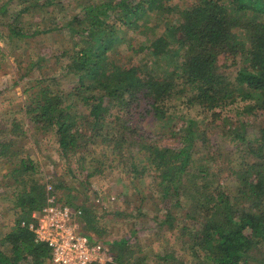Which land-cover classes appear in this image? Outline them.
<instances>
[{
  "label": "trees",
  "instance_id": "1",
  "mask_svg": "<svg viewBox=\"0 0 264 264\" xmlns=\"http://www.w3.org/2000/svg\"><path fill=\"white\" fill-rule=\"evenodd\" d=\"M174 1L83 4L84 16L72 21L81 30L69 26L74 50L62 54L69 57L65 70L77 84L56 93L41 81L30 94L27 116L38 135L55 136L66 161L80 156L73 172L82 174L84 183L103 173L107 150L110 162L130 164L136 176L153 172L165 212V220H157L170 230L182 225L180 238L193 264H264V120L255 121L256 136L248 134L250 118L243 120L264 117V0H187L183 9ZM23 36L10 32L11 39ZM123 44L127 54L121 56L117 49ZM222 58L234 61L233 79L220 65ZM192 111L206 119L210 115L212 123L205 125ZM232 111L236 116L228 115ZM214 128L241 150L231 170L232 189L215 170ZM163 130L168 133L162 137ZM1 133L0 165L8 164L5 178L14 188L5 199L16 218L0 236V264H53L50 248L37 242L30 226L55 191L71 189L64 181L37 177V166L22 155L25 146L17 144L28 140L17 121ZM166 137L173 140L169 145L179 146H162L160 138ZM95 147L103 148L101 158ZM134 147L138 160L125 155ZM56 201L81 210L79 233L108 244L113 264H147L146 255L127 249L135 236L107 240L94 208L67 194ZM171 258L166 253L162 260Z\"/></svg>",
  "mask_w": 264,
  "mask_h": 264
},
{
  "label": "rangeland",
  "instance_id": "2",
  "mask_svg": "<svg viewBox=\"0 0 264 264\" xmlns=\"http://www.w3.org/2000/svg\"><path fill=\"white\" fill-rule=\"evenodd\" d=\"M90 1L94 5L104 2V0H48L47 2L46 0H0V140L3 139L1 130L9 127L13 121H17L28 137V140L17 139V144L25 146L22 155L29 156L37 166V177L44 182L54 179L57 184L59 180L64 181L71 189V192L55 191L51 198L61 200L67 194L77 197L78 205L85 203L86 207L94 208L100 222L98 226L103 233L101 237L118 241L135 236L130 240L127 249H132L138 255L142 252L149 258L147 264H193L188 252L184 251L183 241L180 238L182 225L179 228L180 224L176 223L178 228L170 230L168 224H159L160 220H157L159 217L163 222L165 212L162 210L163 201L160 200L162 191L160 179L155 177L153 172L144 177L136 176L130 164L124 167L120 162H110L112 158L109 155L110 151L107 150L105 155L109 159L102 160L105 162L102 166L103 173L90 179L89 184L84 183L82 174L73 172V170L78 171L79 166L76 161L80 156L74 155L71 161H66L60 155L55 136L51 132L38 135L27 116L26 109L30 103V94L39 90L38 83L41 81H43L42 86H48L56 93H68L77 84V79L69 75L67 69L65 70L69 57L62 54L68 52L70 55L74 50L72 27L75 31L81 29L72 21L78 16L80 18L84 16L83 4ZM45 2L46 6H44ZM189 3L187 0H175L173 6L183 9ZM11 30L20 31L25 37L11 39ZM36 31L37 34H33ZM127 34L125 33L126 40L129 39ZM126 50L127 45L123 44L118 47L117 53L121 56L126 55ZM119 55L111 53V57L117 56L116 59ZM165 63H162L163 66ZM219 63L225 74L233 79L237 70L234 61L222 58ZM79 110L82 109L79 107ZM192 114L197 119L205 120V125L212 123L213 118L210 115L206 119L203 114L197 115L193 111ZM228 115L234 117L236 112L232 111ZM246 119L252 124L247 130L248 134L256 136L255 121L263 124L264 117L259 119L245 116L243 120L247 121ZM183 123L180 121L178 124ZM220 123L217 122L213 126ZM218 130L219 128L212 130L216 132L215 138L210 134L213 140L210 149L216 151L212 153V157L217 161L216 172L222 173V183L232 189L234 185L231 170L237 163L235 161L242 156L239 154L241 150L237 149L238 145L223 140ZM166 133L168 132L163 130L158 135L163 137ZM160 139V143H165L162 146H179V143L169 145L173 140L167 137ZM94 151V155L101 158L104 150L102 147H95ZM136 153L137 148L134 147L125 155L127 157L134 155L138 160L139 156ZM84 167L90 170L95 168L88 164ZM9 169L8 164L0 165V236L9 230L16 218L12 202L5 199V196H10L14 190L13 187H9L13 182L5 178L10 172ZM71 169L72 172L69 173ZM189 181L191 182L190 179ZM49 189L52 190L50 187ZM75 211L80 217L81 210ZM179 216L178 220L181 221ZM166 253L173 255L174 258L164 262L162 257Z\"/></svg>",
  "mask_w": 264,
  "mask_h": 264
},
{
  "label": "built area",
  "instance_id": "3",
  "mask_svg": "<svg viewBox=\"0 0 264 264\" xmlns=\"http://www.w3.org/2000/svg\"><path fill=\"white\" fill-rule=\"evenodd\" d=\"M30 229L37 242L46 244L52 253L53 264H113L114 256L108 244L95 243L79 233L78 212L70 206L49 198L40 213L34 214Z\"/></svg>",
  "mask_w": 264,
  "mask_h": 264
}]
</instances>
